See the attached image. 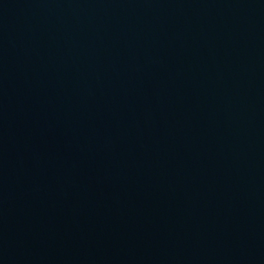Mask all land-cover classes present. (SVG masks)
Segmentation results:
<instances>
[{
  "label": "water",
  "instance_id": "1",
  "mask_svg": "<svg viewBox=\"0 0 264 264\" xmlns=\"http://www.w3.org/2000/svg\"><path fill=\"white\" fill-rule=\"evenodd\" d=\"M0 264H264V0H0Z\"/></svg>",
  "mask_w": 264,
  "mask_h": 264
}]
</instances>
